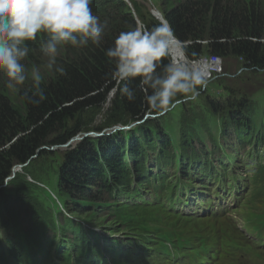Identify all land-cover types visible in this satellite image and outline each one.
<instances>
[{
	"label": "trees",
	"instance_id": "16d2710c",
	"mask_svg": "<svg viewBox=\"0 0 264 264\" xmlns=\"http://www.w3.org/2000/svg\"><path fill=\"white\" fill-rule=\"evenodd\" d=\"M101 1H95L93 13L101 20L109 19L102 44L85 48L61 46L56 62L66 70V75L49 68V59L36 57L37 52L41 54L38 45L45 33H38L36 41L27 42L33 51L22 63L28 68L36 63L45 66L40 71L45 101L35 106L24 98L25 90L32 85L31 78L19 86L17 95H11L6 80L0 77V213L7 210L10 213L0 219V260L15 252L22 256L27 244L47 253L48 248L57 244L83 245L89 235L91 241L95 238L92 232L97 233V228L102 226L103 215L104 221L113 215L140 228L150 226L163 215L179 224L195 220L220 225L219 234H227L217 207H222L225 192L239 184V176L230 172L227 163L233 155L228 150L232 146L230 138L235 135L239 144H254L258 151L264 145V126L259 130L248 117L253 107L251 99L234 98L227 106H221L207 96L213 112H221L223 122L216 128L218 137L212 140L210 149L192 146L198 132L186 125V120L191 119L188 102L177 106L178 120L174 116L176 111L166 113L168 121L180 132L175 142L162 117L152 120L147 117L127 131L85 137L61 153L58 167L49 162L47 156L55 153L43 146L64 144L80 132L102 131L117 124L141 121L151 112L143 93L137 92V98L130 102L118 92L113 108L100 125H93V116L85 118L95 113L118 86L111 79L114 63L104 50L113 46L115 38L125 31V23L136 25L135 17L127 11L131 8L124 1L112 0L107 7H102ZM159 5L174 35L182 41H193L187 48L189 58L212 53L224 61H238L246 71L264 69V0H160ZM133 8L137 6L133 4ZM117 11L125 14L124 17H114ZM151 16L148 29L160 23L153 13ZM204 37L210 42L208 50L199 41ZM163 62L167 63V58ZM136 83L138 79L133 87ZM232 91L239 93L237 89H228L229 94ZM196 116L199 120H209L206 114ZM218 156L223 159H217ZM16 164L25 165L11 178L12 184H8ZM254 171L251 180L255 184L263 183L264 164L259 162ZM54 173L57 183L51 188L42 178L49 179ZM8 198H12L11 203ZM187 205L198 206L196 211L186 214L182 208ZM200 208L204 214H199ZM105 209L112 211L104 214ZM100 238L113 242L108 236L97 237ZM224 241L218 235L211 243L216 248ZM51 258L42 260L43 264ZM77 260L76 264L86 261ZM177 261L178 258L174 262Z\"/></svg>",
	"mask_w": 264,
	"mask_h": 264
},
{
	"label": "clouds",
	"instance_id": "9594fccd",
	"mask_svg": "<svg viewBox=\"0 0 264 264\" xmlns=\"http://www.w3.org/2000/svg\"><path fill=\"white\" fill-rule=\"evenodd\" d=\"M91 4L92 0H0V72L7 76L6 86L17 89L30 77L32 85L25 90L24 98L35 106L45 101L39 69L33 67L29 73L22 63L33 51L27 42L36 41L38 33H45L39 41V51L48 57L49 68L66 75L56 62L60 47H100L109 29V19L94 15ZM155 19L160 23L151 29L138 24L120 32L113 46L104 51L114 63L111 79L117 82L120 96L131 102L137 92L143 93L149 110L164 115L182 102L195 100L198 89L207 84V75L175 56L178 41L172 27L164 15L163 22ZM165 58L167 63L163 62ZM23 166L16 167L15 173Z\"/></svg>",
	"mask_w": 264,
	"mask_h": 264
},
{
	"label": "rangeland",
	"instance_id": "374dc122",
	"mask_svg": "<svg viewBox=\"0 0 264 264\" xmlns=\"http://www.w3.org/2000/svg\"><path fill=\"white\" fill-rule=\"evenodd\" d=\"M125 3L127 5L132 4L131 8H133V4H134V7L137 6V8L135 9V12L139 15V16H137L138 21L135 22L136 23L135 26L133 25L132 22L131 23H125L126 26H124V29H125V31H129V30H132L133 28H135L138 25V23H140V25H143L144 27H147V25L149 24L148 22H152L151 13H153L155 16L154 12L159 9L157 5L160 4V0H126ZM159 7H160V5H159ZM151 9H152V11H151ZM131 10L132 9L127 10V11H129L131 13L132 18L134 19V16H133ZM118 12L119 11L115 12L114 14H117ZM124 15L125 14H123V13H119V14L115 15L114 17L117 16L119 18H123ZM142 16H144V18ZM126 19L129 20L128 16ZM201 39H202V41L199 40L200 43H202V46L206 50H208V47L210 44L209 40L207 39V37H204ZM177 41H178V43L174 47L175 56L181 57V58L186 59V60L193 62V63H197L200 61H202L204 63H208L211 56L204 57L203 56L204 54L200 55V60H197V61H191L190 59H188L187 48L189 46H191V44H193L192 40L182 41V40L177 38ZM204 53H208V52L206 51ZM36 57H38V58L41 57V58H45L48 60V57L44 56L42 53L39 55V53L37 52ZM212 59L216 61L215 65L208 66V69L209 70H220V69H222L223 70L222 76L219 75L218 77H221L222 80L226 81V84H230L232 86H235L236 88L239 86L243 90L240 92H252L253 90L255 91L254 99L256 100V105H255V109H254L252 119H253V121L257 127L262 128L264 126V69H256L255 72L246 71V70L241 68L240 63L236 60L229 59V60L224 61V59L222 60L219 56L214 55V54H213ZM33 67L38 68L39 71H43L45 66L43 64L36 63L32 67L28 68L29 73L31 72V69ZM196 67H199V65H196ZM203 68H204V66L201 67V69H203ZM204 72L206 73V70ZM0 77H3L7 81V76L4 73L0 72ZM249 78H251L252 80ZM18 89H19V87L17 89H9L8 88V92L11 93V95H17ZM215 91H216L215 88L207 87L204 92L213 93ZM118 92H119V86H115L110 91V93L108 94L104 103L100 106V108L98 110H96L95 113H92V114L89 113L88 115L85 116V118L88 116H93L95 119L93 125L94 126L100 125L103 121H105L107 113L111 110V108H113V106H114L113 99L115 98V96ZM111 96H112V98H111V100H109V97H111ZM16 99H17V101L19 100L18 97H16ZM176 109H177V106L170 111H176ZM203 110H204V112H206V115L212 112L208 106H205L203 108ZM174 116H175V120H178L179 113L177 111L174 112ZM161 117L164 119V121L162 123L164 124V126L167 129H169L171 131V133H172L171 136L175 142L178 139L180 132L178 131V129H176L168 121V117L166 114L162 115ZM146 119H147V117H145L141 121H138V120L132 121L131 123L126 124V126L129 128L124 129V130H126V131L130 130L133 127H135L137 124L144 122ZM152 119H155V118L152 117L150 120H152ZM213 123L215 124V126H219V124H220L219 118L215 117L213 119ZM186 125L191 127V128H195L196 131L198 132L197 135H194L193 142H191L192 146H196V147L207 146V148L213 147V145L210 143V141H212L214 138H217L218 134L215 130V127L210 124L208 118L199 120V118L195 115L193 119L186 120ZM102 131L92 130V131H86V132H82V133H88V132L100 133ZM110 134H112V133H110ZM85 137H87V135ZM91 137H93V136H91ZM201 142H203V143H201ZM74 145L75 144H72L70 147H67V148L61 147V148H58L56 150H53L55 155L47 156L48 161L51 162L52 164H54L55 167H58L60 165V163L62 162V154L61 153L65 152L67 149L73 147ZM237 147H240V146L237 145ZM237 147L235 148V151H238ZM240 148H241V151H244V150L248 151L250 149V145L248 144V145H246L244 147H240ZM21 170H22V168H19L17 171H21ZM170 172L171 173L174 172V168L172 166H170ZM241 172L243 174H246L245 168H241ZM12 175L16 176L17 174L16 173L14 174V172L12 171ZM12 175L10 176L11 178L14 177ZM10 177H9V179H11ZM42 181L47 186H50L51 188H54L56 185V178L48 179V178L43 177ZM12 182H13V179H11L8 182V184H12ZM40 193L49 203H52L51 200L45 195V193L43 191L40 190ZM263 200H264V197H263V195H260V194L250 198L248 200L246 210L251 211L252 213L253 212H259V211L263 210L264 209V201ZM8 202L11 203L12 198H8ZM12 206H15V204H12ZM185 209L188 210V207H186ZM105 212H108V210H106ZM7 215H10L8 210L5 211L4 213H0V219L4 216H7ZM234 215H235V213H234ZM235 216H237V215H235ZM102 218H103V222H102V226L100 228H103L104 232H103V234L100 232H97V233L92 232L93 237L97 238V237H101V236H110L113 238L112 240H115L116 239L115 237L119 236L120 233L128 232L126 229V226L121 225L123 220L117 218L116 216H114L112 219H108L107 221H104L105 215H103ZM115 222H117L119 224L116 225L117 223H115ZM195 226H196V228L194 230L187 229L186 234L184 236H181L180 234L177 233V234H175V236L173 238L167 237L165 235H162L161 237H156L154 239L156 241L154 246L157 249L156 256L159 258H163L169 264H186L189 260H193V259H196V262H202V261L204 262L207 260V258L210 260V264H215V259L218 256V251L215 247H213V245L211 243V240L213 239V236H214V228L209 223H204V224L197 223V224H195ZM239 229L242 231H244V230L248 231L249 230L248 228L245 227V225L239 226ZM128 233H126V234H128ZM238 233H239L238 230H234L233 234H232V239L229 242V246H230V248H232V250H236L242 244V241H239L237 238ZM242 236H244V238H246L244 233H242ZM84 237L87 238V235H84ZM254 242H256V241H254ZM169 243L172 244V248H170ZM222 246H224V245H222ZM251 253H253L256 257H259V255L256 252H254L253 250H251ZM177 258H178V261L174 262L175 259H177Z\"/></svg>",
	"mask_w": 264,
	"mask_h": 264
},
{
	"label": "water",
	"instance_id": "95a60500",
	"mask_svg": "<svg viewBox=\"0 0 264 264\" xmlns=\"http://www.w3.org/2000/svg\"><path fill=\"white\" fill-rule=\"evenodd\" d=\"M154 6V5H153ZM159 10V9H158ZM157 10V15L155 14V16L161 21V22H163L162 21V18H163V15H162V13L161 12H159ZM129 127H127V126H125V125H121V124H119V125H115V126H113L112 128H110L111 129V131L110 132H107L108 134H110V133H112L113 131H115V130H117V129H128ZM89 136V135H92V136H95V137H100V136H102V135H104V132H100V133H94V132H88V133H78L77 135H75L74 137H71V139L69 140V141H67L65 144H61V145H53V146H51V147H47V146H43L42 148L43 149H49V150H55V149H57V148H59V147H68V146H70L71 144H73L74 142H77V141H80V140H82L85 136ZM21 166H23L22 164H17V165H15L14 166V174H15V168L16 167H21ZM12 176H14V175H12ZM11 178V177H10Z\"/></svg>",
	"mask_w": 264,
	"mask_h": 264
},
{
	"label": "bare ground",
	"instance_id": "6f19581e",
	"mask_svg": "<svg viewBox=\"0 0 264 264\" xmlns=\"http://www.w3.org/2000/svg\"><path fill=\"white\" fill-rule=\"evenodd\" d=\"M122 1H124V2H126V0H122ZM128 6L131 8L132 7V4H128ZM131 9H133V8H131ZM156 15L158 14L157 13V11H155L154 12ZM155 17V16H154ZM181 60H186V59H183V58H181V57H179ZM188 63H190L188 60H186ZM190 64H192L193 66H196V65H199V68L201 69V67H203L204 66V68L202 69L203 71H205L206 70V75H208V73H209V69H208V66L209 65H214L215 64V62L214 61H212V62H210V63H204V62H202V61H200V62H197V63H190ZM203 65V66H202ZM111 98H112V96L111 97H109V100H111ZM108 100V101H109ZM173 163V162H172ZM183 201L185 202V199H183ZM222 202V201H221ZM187 207H188V209H189V205H187ZM184 211V210H183ZM184 212H186V211H184Z\"/></svg>",
	"mask_w": 264,
	"mask_h": 264
}]
</instances>
